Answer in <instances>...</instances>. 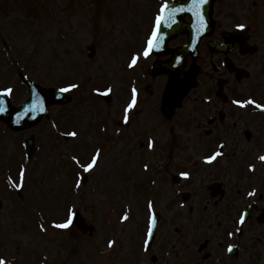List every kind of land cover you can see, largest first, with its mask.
<instances>
[{
	"label": "rangeland",
	"instance_id": "374dc122",
	"mask_svg": "<svg viewBox=\"0 0 264 264\" xmlns=\"http://www.w3.org/2000/svg\"><path fill=\"white\" fill-rule=\"evenodd\" d=\"M42 1L45 5L41 3ZM2 6L4 9L0 8V15L2 13L0 17V45L2 48L0 49V89L6 86H12V93L15 94L14 100L17 102V99L26 97V93L22 90L17 93V88H20V81L17 75L19 71L33 70L35 79L47 80L52 77L55 80L56 77L60 83H63L65 79H68L73 74L74 66H71V60H75V53H77V57L80 60L84 57L83 45L86 43H95L100 51L99 56L96 57L97 60L91 66H101L103 64V58L107 59V56H128L132 55L130 53L131 51L141 50L146 32L145 29L147 28L146 22L153 18L156 13L158 2L156 0H4ZM40 9H43V11L39 12ZM34 10L38 12L34 13ZM21 13L24 16L26 14H35L36 17L26 16L23 23L35 20L34 28L37 29L40 26L44 33L34 32V28L29 26L30 24L16 23L21 20ZM235 15L239 14L236 13ZM110 18H112V22L107 29V34H105L104 27L106 25H104V20ZM67 20L68 23H74V27L77 29L81 24H85L87 28L89 27L88 30L90 31L97 23L101 30L96 35H81L79 39L72 36H61L59 30ZM52 21L53 23H51ZM50 23L53 25L51 32H49ZM60 24L61 26L59 28ZM95 28L97 27L95 26ZM113 35L117 36L114 38ZM113 39L116 40L115 43ZM105 44H111L110 48L114 47L115 49L107 50ZM19 45L23 53H20ZM128 49L131 51H128ZM36 58L39 59L38 64L36 63ZM32 63L33 65L31 66ZM63 63L68 65L69 72H67V67ZM60 75L63 77L59 78ZM73 81L78 82L76 80ZM147 131L150 132L152 129L148 128ZM44 133L45 130H41L39 132L40 137H44ZM40 145L43 152H38L42 154H37L35 157L37 167L48 171L47 160L50 159V152L48 151L50 147H45L43 141ZM89 150L90 148L85 147V152ZM85 152L77 149L73 155L82 157L86 154ZM116 154H118V151H116ZM138 154V149L131 147L128 149V156L124 164L118 165L117 163L114 168V174L121 173V181L117 179L119 178L118 175L116 178L112 174H110L111 176L104 177L102 181L100 177L98 178L101 183L96 188L94 197H101L105 199L106 205H110L107 211L104 210L101 214L102 216L107 215V217L104 218L101 216L99 218V214L93 210V203L90 201L86 192L80 195L79 208L86 222L94 227V231L88 234H79L78 231H74L73 233L78 237H75L76 239L59 237L58 234H54L52 236L54 250H61L56 254L55 264H85V262L86 264H101L103 260L99 255V251L102 249V244H99L98 250H94L95 254L99 256L98 260H90L89 255L93 251L91 248H88L87 244V247L82 246V241L85 240L87 243H95L101 240L99 238L101 234L103 237L109 238L107 234L112 236L113 233H116L110 239L117 241V244L113 246L116 249L119 247L118 233L122 242L126 238H123L125 228L121 221V205L124 206L125 210H145V203L148 200H158L161 191L158 189L156 183H152L154 180L152 175L154 176V173L147 170L142 175L138 168V158L142 154L151 156L152 153H147L146 151V153L142 152L141 155L137 156ZM160 155L159 151L158 158H160ZM103 161L100 165L102 167L104 166L100 168L101 171H105L108 158H105ZM58 163L61 178L71 180L74 177L71 164L69 162L62 164L60 161ZM1 174L2 172H0ZM109 180L112 183L111 185H107ZM121 182L123 185L119 189L117 185H121ZM93 184V181L89 182L90 188H92ZM118 196L122 198L120 203L114 200ZM98 200L101 199L99 198ZM52 207L58 212L63 210L68 212L64 200L62 205L56 206L55 203H52ZM106 212L107 214H105ZM136 215L131 212V219L128 223L133 225H127L126 231L129 235L124 242L137 253L136 256L139 260L143 257L142 228L139 226L140 217L138 218L137 224L135 223ZM65 217L66 213H63L60 219H64ZM98 219L100 220V224ZM162 220H165L164 225L169 228L165 214ZM122 226V232H119ZM0 228L3 229V227ZM194 232L196 233V231ZM1 233H6V236H4L6 240H1L2 237L0 236V243L10 244L11 241H14L15 247L18 246L15 251L10 253L6 252L7 256L5 257L17 255L18 260L22 262L17 264H26L28 262V264H38L35 262L42 255L40 250L45 247L42 238L39 237L40 239H38L36 235L28 232L23 226H18V229H6ZM162 235L165 236L164 230ZM124 242L121 244L122 248L123 244H125ZM79 247L83 249L82 254L78 251ZM119 261L113 259L110 264H118ZM189 262L192 264L196 260H189Z\"/></svg>",
	"mask_w": 264,
	"mask_h": 264
},
{
	"label": "snow or ice",
	"instance_id": "6c2138e0",
	"mask_svg": "<svg viewBox=\"0 0 264 264\" xmlns=\"http://www.w3.org/2000/svg\"><path fill=\"white\" fill-rule=\"evenodd\" d=\"M207 3V0H190V4L188 6H185L183 4L176 5L175 3H169V0H163V2L158 6V9L156 13L153 16L151 28L149 30L148 35L145 38L144 45L142 47V50H137L133 52V54L130 57L129 62L127 63L128 69H135L139 66L141 60H147L154 51L160 50L163 48L164 45V38L167 35L166 32H164V28H172L174 24L178 23L177 17L184 13L189 12L193 13L199 27L201 29L206 28V20L203 12V6ZM236 27L238 29H244L246 27L245 24H237ZM81 85L74 81H69L65 83L63 86L59 87L58 92L59 94H65L72 92L73 90L80 89ZM113 88L111 85L107 87L106 90L101 91L99 88L93 89V92L97 95L102 96H108L110 93H112ZM13 92L12 86H6L2 90H0V95H11ZM207 102H211V96H208L205 98ZM139 100V90L138 88L133 85L131 88V96L129 101L126 103V105L123 108V114H122V123L125 125H128L131 120V113L132 110L137 106ZM233 104L238 105L240 108H247L249 105L253 106L255 110L264 111V103L258 102L256 99L248 98V99H235L232 101ZM36 105L33 104V106L25 112V115L30 113L31 111H34L36 109ZM6 106L4 105L3 101H0V112L6 111ZM40 111H46L44 108H40ZM17 123H20L19 118L16 121ZM105 131L107 129H104ZM119 132V129L117 130ZM63 135L71 138H79L80 133L76 130H72L70 132L63 133ZM148 148L150 150H153L157 147L156 141L154 139H149ZM225 145L221 144L219 145V148H224ZM223 152L216 151L210 156H206L204 158L206 163H212L217 159V157L222 156ZM259 159L261 161H264V155L260 156ZM71 160L73 163L78 167L80 171L76 173V179L74 183V188L76 190H81L82 184L85 185L86 190V175L87 174H93L94 170H98V162L102 160L101 158V148L97 147L94 151V153L90 156L89 159H87L84 162H81V158L77 155H72ZM251 170H255L254 165L249 166ZM143 168L145 171L148 170L149 165L145 163L143 165ZM26 167L23 165L21 166L20 172H19V183H16L15 181L11 182V187L14 189H21L25 188V173L28 171ZM180 176L184 178H189L190 173L187 171L179 173ZM153 184L156 183L155 180L152 181ZM26 190V189H25ZM249 197H253L256 195V190L253 189L252 191H249L247 193ZM181 207H183V204H181ZM147 209H148V215H147V231H146V238L143 242V251L148 252L150 249V243L153 241V232L158 227V217L159 214L157 213L155 207H154V201L149 200L147 203ZM247 211L241 213V215L238 218L237 223L239 225L245 224ZM77 216V212L75 211V205L73 204L71 207L68 208V215L67 218L62 223H56L53 222V226L59 229H68L73 225L74 219ZM129 219V213L126 211L122 217L121 221H127ZM40 228L42 231H47L45 229L44 225L41 224ZM241 228L237 227L235 232H229V236H233L236 233H240ZM117 244V241L112 239L108 241V247L112 248L114 245ZM236 247L235 244H229L227 251L231 253L233 249ZM0 264H7V262L0 258Z\"/></svg>",
	"mask_w": 264,
	"mask_h": 264
},
{
	"label": "flooded vegetation",
	"instance_id": "af4514ba",
	"mask_svg": "<svg viewBox=\"0 0 264 264\" xmlns=\"http://www.w3.org/2000/svg\"><path fill=\"white\" fill-rule=\"evenodd\" d=\"M235 53V61L237 63L238 66H242L244 63L249 64L248 62H246V58L244 59L242 56H239L236 52Z\"/></svg>",
	"mask_w": 264,
	"mask_h": 264
}]
</instances>
